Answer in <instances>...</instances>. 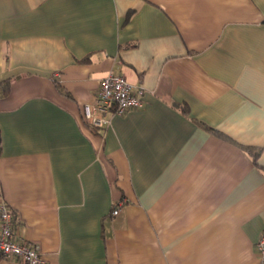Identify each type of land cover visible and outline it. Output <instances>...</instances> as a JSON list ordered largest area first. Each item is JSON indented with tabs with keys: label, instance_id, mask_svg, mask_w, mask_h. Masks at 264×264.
Masks as SVG:
<instances>
[{
	"label": "crops",
	"instance_id": "crops-1",
	"mask_svg": "<svg viewBox=\"0 0 264 264\" xmlns=\"http://www.w3.org/2000/svg\"><path fill=\"white\" fill-rule=\"evenodd\" d=\"M110 73L146 104L94 132ZM7 79L0 201L45 264H260L264 0H0Z\"/></svg>",
	"mask_w": 264,
	"mask_h": 264
},
{
	"label": "built area",
	"instance_id": "built-area-1",
	"mask_svg": "<svg viewBox=\"0 0 264 264\" xmlns=\"http://www.w3.org/2000/svg\"><path fill=\"white\" fill-rule=\"evenodd\" d=\"M145 89L133 86L121 74L110 73L101 83L93 104L83 107V120L97 132L111 123L112 115H125L145 107ZM125 200L113 204L112 216H117ZM19 215L5 201H0V260L22 264H45L37 243L29 240ZM260 264H264V232L256 244Z\"/></svg>",
	"mask_w": 264,
	"mask_h": 264
},
{
	"label": "trees",
	"instance_id": "trees-1",
	"mask_svg": "<svg viewBox=\"0 0 264 264\" xmlns=\"http://www.w3.org/2000/svg\"><path fill=\"white\" fill-rule=\"evenodd\" d=\"M86 60V59H85ZM54 83L56 85V88L64 95L68 96V93L64 90V88L57 82L56 79H54ZM11 87H12V82H11V79H7V80H4V81H0V99L2 98H5L7 96H9L10 92H11ZM184 114H187L188 113V109H187V106L186 105H176ZM199 124V126L201 128H203L204 130L208 131V132H211L215 135H218V136H223L222 133L216 131L215 129L207 126L206 124H204L203 122H200L198 121L197 122ZM245 150L251 155L252 157V161L253 163L260 167L259 164H258V159H259V155L261 153V150L260 149H256V148H253V147H244Z\"/></svg>",
	"mask_w": 264,
	"mask_h": 264
}]
</instances>
